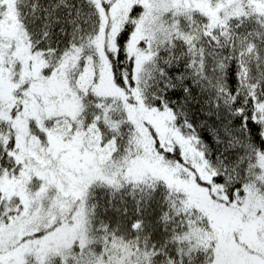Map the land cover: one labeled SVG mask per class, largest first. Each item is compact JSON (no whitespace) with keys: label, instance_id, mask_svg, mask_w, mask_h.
Returning <instances> with one entry per match:
<instances>
[{"label":"snow or ice","instance_id":"1","mask_svg":"<svg viewBox=\"0 0 264 264\" xmlns=\"http://www.w3.org/2000/svg\"><path fill=\"white\" fill-rule=\"evenodd\" d=\"M0 264H264V0H0Z\"/></svg>","mask_w":264,"mask_h":264}]
</instances>
